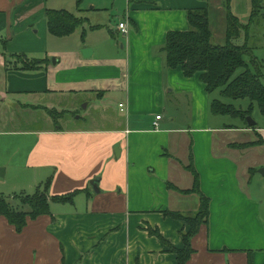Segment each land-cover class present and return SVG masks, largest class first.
Wrapping results in <instances>:
<instances>
[{
  "label": "crops",
  "instance_id": "crops-1",
  "mask_svg": "<svg viewBox=\"0 0 264 264\" xmlns=\"http://www.w3.org/2000/svg\"><path fill=\"white\" fill-rule=\"evenodd\" d=\"M70 1L74 12L53 7L55 0H0V169L5 170L0 192L1 179L13 167L24 190L51 179L49 200L73 195L66 203L50 201L51 215L28 217L20 233L0 216V264H177L169 246L149 229L173 248L184 247L181 232L188 224L164 212L185 215L199 206L198 194L168 187H193L186 169L191 162L210 203L208 224L191 239L194 253L187 264H264V177L259 173L264 145L237 146L252 133L264 140V128L256 123L253 129L243 120L224 124L219 120L224 116L211 113L214 93L206 91L200 76L187 78L181 68H168L163 52L169 32L190 29L188 12L206 7L198 0H125L120 23L127 33L118 29L120 23L112 30L114 38L125 36L124 53L96 57L89 49L92 54L85 58L84 48L57 59L49 10L87 18L86 11L115 8L105 0ZM22 55L45 63L21 70L13 60ZM119 93L125 98L120 113L106 106L99 110L102 127L54 126L44 118L42 128L2 130L12 106L74 111L81 98L95 101ZM156 116L162 117L158 129ZM253 153L257 158L247 160ZM96 179L98 193L91 186Z\"/></svg>",
  "mask_w": 264,
  "mask_h": 264
},
{
  "label": "trees",
  "instance_id": "trees-1",
  "mask_svg": "<svg viewBox=\"0 0 264 264\" xmlns=\"http://www.w3.org/2000/svg\"><path fill=\"white\" fill-rule=\"evenodd\" d=\"M251 2L252 9L249 24L242 23L232 13L230 6L226 5V39L224 45L220 46L212 43L213 33L208 8H197L188 12L190 29L188 31L169 32L163 48L168 68H181L187 78L199 75L209 94L218 92L221 99L212 101L210 107L213 115L238 118L246 124V118L251 116L255 107L264 116V75L262 76L260 72L259 74L255 71L247 61V58L253 56L252 48L248 44L237 43L242 35H247L250 27L255 23L256 17H260L264 9V0H251ZM46 18L50 35L57 38L72 35L76 30L83 28L86 20L66 10H49ZM19 57L25 59L20 63L21 70H32L45 63L44 61H29L23 55ZM17 63L19 64V62ZM245 100L249 101L246 110L235 107L236 102ZM262 143L264 145V142ZM237 146L239 148H249L257 145L242 144ZM186 169L194 177L193 188L201 199L200 210L192 218L170 211L164 212L166 217L181 220L188 224L189 230L181 232L184 247L182 249L173 248L159 232L149 229L151 235L156 236L169 246V250L177 257V264H187L194 253L191 247V239L200 231L203 225L208 224L209 219L210 201L200 191L199 175L192 162ZM51 182L52 180L49 179L45 184H40L33 195L15 196H24L28 200V212L14 209L9 204L10 200L7 197L0 196V216L5 217L20 233L26 226L28 217L36 219L43 215H51L50 201L66 203L72 200L73 195L53 197L49 200L47 192ZM168 187L171 190L187 194V192L179 190L172 184H169Z\"/></svg>",
  "mask_w": 264,
  "mask_h": 264
},
{
  "label": "rangeland",
  "instance_id": "rangeland-1",
  "mask_svg": "<svg viewBox=\"0 0 264 264\" xmlns=\"http://www.w3.org/2000/svg\"><path fill=\"white\" fill-rule=\"evenodd\" d=\"M95 1V0H94ZM107 3H115V8H111L109 6L106 11H101L98 13H89L86 11L84 14L86 19L84 21L83 28L76 30L72 35L64 38H53L52 46L53 50L60 55L54 56L57 59L69 52H73L77 49L88 48L92 51H96V57L99 56H109L113 57L119 54L124 53V49L122 50V46L124 48L127 47V40L125 36H116L114 38L112 34V30L116 28V26L123 21L124 14L126 12V4L125 0H105ZM198 2L208 8L209 16L211 21V29L213 33L212 43L215 45H224L225 43V7L230 6V9L234 15H236L240 21L244 24H249L251 17V9L252 2L251 0H198ZM72 2L70 0H55L53 7L63 6L69 11H73ZM264 6V3H263ZM74 12V11H73ZM83 14L80 13L79 17ZM87 15V16H86ZM126 20V19H125ZM96 28V29H94ZM225 37V38H224ZM239 44H248L250 48H252L253 56L251 58H247L250 66L257 71L260 72L261 75H264V9L261 12L260 17H256L255 23L249 29L247 35H242V37L237 42ZM25 60L23 57H18L16 60H13L14 64ZM52 63L54 64L56 59L51 58ZM259 73V74H260ZM263 73V74H262ZM169 97H172L169 96ZM215 99H221L218 92L214 93ZM80 103L75 101L74 111L70 109V111L62 110L50 112V110L45 109L42 106H35V111L24 110L15 108V106L11 107V112L7 115L5 114L6 123H2V130L5 129H20L21 131L35 129L37 127L42 128L45 126L44 118L53 123L54 126L63 124H67L69 122L70 127H88L91 128L93 126L102 127L105 125L103 122V113H100V109L108 108V110L113 112H119L118 104L124 103L125 98L122 93L104 97L101 100H85L81 98ZM84 101V102H82ZM89 102V106L86 105ZM91 102V103H90ZM39 103V104H38ZM38 105H44L45 102L39 100ZM249 106V101H240L235 103V107L238 109L246 110ZM182 111L186 112V104H182ZM42 110V111H39ZM7 111V110H6ZM76 111V112H75ZM51 115V116H50ZM53 117V118H52ZM258 123L259 127L264 128V117L260 114L257 107L252 111L251 116H249ZM51 118V119H50ZM219 120H224V124L237 125L241 124L242 120L238 118H233L230 116L219 117ZM247 120V118H246ZM37 121V122H36ZM36 123V124H35ZM247 127V126H246ZM254 129V128H253ZM7 140V143L10 139L4 138ZM12 142H19L17 139L11 140ZM10 141V142H11ZM247 144H255L257 146H263L262 142H264L263 138L255 133H252L249 138L246 139ZM1 142V141H0ZM22 142V139L20 140ZM256 147V146H254ZM256 159L257 156L253 153L249 156L247 160ZM261 158V157H260ZM264 160V158H262ZM264 168V167H263ZM16 172L13 167L9 168L8 175L6 174L4 179L5 187L0 192V196L7 197L10 202L9 204L16 210L19 211H29V207L27 205L28 200L25 199L24 196L17 197L13 199L15 195H33L35 193L36 188L27 187L24 190V186H18L20 183V179L16 176ZM187 192L186 195L196 194L194 188L184 190ZM198 196V195H196ZM82 201L83 199L80 198ZM201 208V199L199 198V206L195 208L194 211L190 213H185V217H195L198 210Z\"/></svg>",
  "mask_w": 264,
  "mask_h": 264
},
{
  "label": "water",
  "instance_id": "water-1",
  "mask_svg": "<svg viewBox=\"0 0 264 264\" xmlns=\"http://www.w3.org/2000/svg\"><path fill=\"white\" fill-rule=\"evenodd\" d=\"M91 54H92V51L89 50V49L83 51V56L85 58H89L91 56ZM246 121H247V125L249 127H255L256 126V122L254 120H252L251 117H247V120ZM259 173L264 177V168H261L259 170ZM4 174H5V170L4 169H0V177H4ZM98 184H99V179L93 180L91 182V186H92L93 190L96 193L99 192Z\"/></svg>",
  "mask_w": 264,
  "mask_h": 264
},
{
  "label": "built area",
  "instance_id": "built-area-1",
  "mask_svg": "<svg viewBox=\"0 0 264 264\" xmlns=\"http://www.w3.org/2000/svg\"><path fill=\"white\" fill-rule=\"evenodd\" d=\"M125 26H126L125 23H120L118 25V29L120 31H122L124 34L127 33ZM161 118H162L161 116H156V122L154 123V128L158 129V127H159V123L158 122L161 120Z\"/></svg>",
  "mask_w": 264,
  "mask_h": 264
}]
</instances>
